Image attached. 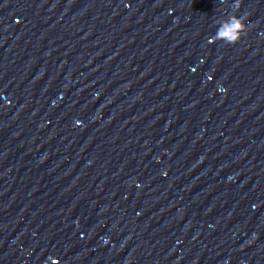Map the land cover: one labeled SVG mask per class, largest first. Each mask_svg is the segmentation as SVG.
Segmentation results:
<instances>
[{"label":"clouds","instance_id":"1","mask_svg":"<svg viewBox=\"0 0 264 264\" xmlns=\"http://www.w3.org/2000/svg\"><path fill=\"white\" fill-rule=\"evenodd\" d=\"M221 2H224V0H221ZM231 7L232 13L229 15L228 20L223 24V26L218 27L216 33L209 38V43H214L221 38H226L227 45H235L242 39L243 36L247 35L248 26L245 23L244 16H237L233 14L239 10L240 0H236Z\"/></svg>","mask_w":264,"mask_h":264}]
</instances>
